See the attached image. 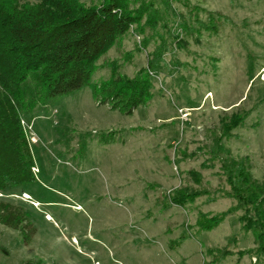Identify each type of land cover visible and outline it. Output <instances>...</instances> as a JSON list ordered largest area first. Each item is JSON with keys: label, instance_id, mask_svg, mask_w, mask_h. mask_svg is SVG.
Listing matches in <instances>:
<instances>
[{"label": "rangeland", "instance_id": "obj_1", "mask_svg": "<svg viewBox=\"0 0 264 264\" xmlns=\"http://www.w3.org/2000/svg\"><path fill=\"white\" fill-rule=\"evenodd\" d=\"M167 1L148 43L132 26L90 78L108 79L111 62L129 78L145 68V105L123 115L98 105L88 85L32 119L35 181L0 199L23 208L35 233L25 243L0 224V264H258L241 212L211 231L195 222L234 204L223 195L226 155L264 186V0ZM209 13L221 17L213 32L199 26ZM155 50L159 65L148 69ZM235 114L242 123L224 137ZM194 192L205 195L175 204L177 193ZM214 249L229 254L213 262Z\"/></svg>", "mask_w": 264, "mask_h": 264}, {"label": "trees", "instance_id": "obj_2", "mask_svg": "<svg viewBox=\"0 0 264 264\" xmlns=\"http://www.w3.org/2000/svg\"><path fill=\"white\" fill-rule=\"evenodd\" d=\"M157 10L152 0H0V195H13L27 189L34 181V163L29 144L20 126V117L32 120L54 98L66 96L90 86L98 105L130 115L152 97V80L145 68L129 78L119 73L114 62L110 76L99 84L90 83L98 69V59L118 40L128 35L132 26L148 43L146 30L154 31L161 16L171 10L161 0ZM221 17L209 13L208 23H199L213 32ZM184 26V25H183ZM186 34L194 29L184 26ZM148 69L159 65L161 52L155 50ZM236 114L225 124L223 136L242 123ZM221 151V150H220ZM216 157V156H214ZM220 174L228 191L223 195L234 204L214 215L199 214V231H211L226 217L241 212L239 222L250 233L256 247L247 251L264 263V186L251 176L244 161L226 155L219 159ZM193 176L198 175L192 172ZM205 192L177 193L175 204L192 203ZM23 194H25L23 192ZM0 224L17 231L26 243L35 233L26 211L0 199ZM229 254L211 250L213 262Z\"/></svg>", "mask_w": 264, "mask_h": 264}, {"label": "built area", "instance_id": "obj_3", "mask_svg": "<svg viewBox=\"0 0 264 264\" xmlns=\"http://www.w3.org/2000/svg\"><path fill=\"white\" fill-rule=\"evenodd\" d=\"M20 126H21L22 132H23L25 139H26L27 143L29 144V146L32 144H36L38 142V139H37L35 133L33 132L32 120H27L23 117H20ZM32 172L34 175L36 174L37 169L35 168V166L32 168ZM23 195H24V197H26V200H28V196L25 194H23ZM253 262L255 264V260Z\"/></svg>", "mask_w": 264, "mask_h": 264}]
</instances>
